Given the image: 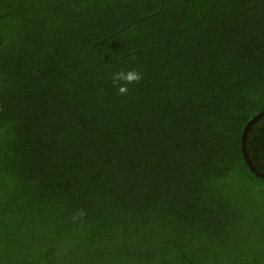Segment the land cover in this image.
Here are the masks:
<instances>
[{
  "label": "trees",
  "instance_id": "16d2710c",
  "mask_svg": "<svg viewBox=\"0 0 264 264\" xmlns=\"http://www.w3.org/2000/svg\"><path fill=\"white\" fill-rule=\"evenodd\" d=\"M263 112L264 0H0V264H264Z\"/></svg>",
  "mask_w": 264,
  "mask_h": 264
},
{
  "label": "clouds",
  "instance_id": "9594fccd",
  "mask_svg": "<svg viewBox=\"0 0 264 264\" xmlns=\"http://www.w3.org/2000/svg\"><path fill=\"white\" fill-rule=\"evenodd\" d=\"M140 78V73L134 70H122L113 74V81L120 82V86L117 88V91L121 95L126 94L128 92L127 85L138 81Z\"/></svg>",
  "mask_w": 264,
  "mask_h": 264
},
{
  "label": "water",
  "instance_id": "95a60500",
  "mask_svg": "<svg viewBox=\"0 0 264 264\" xmlns=\"http://www.w3.org/2000/svg\"><path fill=\"white\" fill-rule=\"evenodd\" d=\"M263 113H261L260 115H258L257 117H255L254 119H252L251 121H249V123L245 126L244 130H243V134H242V142H241V150H242V154H243V158L245 160V162L247 163V165L249 166L250 170L252 172H254L257 176L264 178V174L258 172L254 166L251 164V161L247 155V152L245 150V145H244V139H245V134L247 132V130L251 127V125L254 123V121L259 118V116L263 115Z\"/></svg>",
  "mask_w": 264,
  "mask_h": 264
}]
</instances>
